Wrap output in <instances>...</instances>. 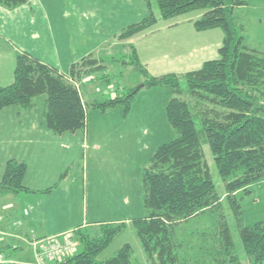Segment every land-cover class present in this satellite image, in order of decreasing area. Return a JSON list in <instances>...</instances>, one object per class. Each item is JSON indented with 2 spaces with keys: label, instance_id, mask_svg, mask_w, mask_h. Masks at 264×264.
<instances>
[{
  "label": "trees",
  "instance_id": "trees-1",
  "mask_svg": "<svg viewBox=\"0 0 264 264\" xmlns=\"http://www.w3.org/2000/svg\"><path fill=\"white\" fill-rule=\"evenodd\" d=\"M26 1L0 0V6L14 9ZM144 1L150 8L151 0ZM153 1L164 19L202 9L201 16L193 21L195 29L219 27L223 37L218 58L187 71L183 81L174 73L147 75L130 45L131 63L144 73L143 86H163L172 92L165 105V115L176 132L174 139L156 147L142 171L146 214L132 220L135 235L149 264H209L193 258L187 261L189 258L186 259L181 248L185 243L177 236L181 223L210 210L220 199L204 159L197 118L223 181L225 197L236 216L243 251L250 264H264V220L243 224L235 198L237 192L264 178V58L245 47L233 15L247 0ZM155 22L150 10L143 19L124 28L118 37H131ZM93 56L89 54L72 63L65 76L26 53H18L13 81L0 86V110L12 105L29 109L36 96L45 94L44 126L53 134H61L85 126L88 105L100 110L120 104L129 106L137 88H128L125 94L117 92L103 101L84 99L81 85L105 67L104 62L98 65L99 60ZM101 80L107 88L110 86L108 75ZM182 83L187 95L184 99L180 97ZM25 172V163L7 160L0 180V195L28 190L23 185ZM122 226L103 223L95 233L85 228L75 229L72 232L76 251L61 264H139L133 260L128 243L103 260L96 258ZM211 235L215 238L212 247L217 264L226 259L230 264H239L229 228L222 224Z\"/></svg>",
  "mask_w": 264,
  "mask_h": 264
},
{
  "label": "rangeland",
  "instance_id": "rangeland-1",
  "mask_svg": "<svg viewBox=\"0 0 264 264\" xmlns=\"http://www.w3.org/2000/svg\"><path fill=\"white\" fill-rule=\"evenodd\" d=\"M58 1L59 16L67 27L74 26L77 17L83 23L87 20L92 21L93 27L90 26L89 31L86 25L85 32L90 33L92 37L95 36L91 38V41L95 42L93 44L100 40L96 37L97 34L104 37L112 36V30L118 27L116 23L109 27L105 25V20L111 19V16L120 10L115 8L112 0ZM142 1L146 5V2ZM150 10L156 22L145 29L146 34L142 31L131 36V43L128 41L131 37L120 38L118 34L114 40L116 44L114 48L107 49L104 46L110 44L112 38L103 45L106 51L101 47V53H97L95 58L99 60L98 65L104 62L105 67L94 73L93 79L87 78V81L93 82L82 84V93H87L92 88V98L103 101L110 95L115 96L117 92L125 94L128 88H139L143 84L144 73L131 63L133 59L130 45L134 47L147 75L174 73L181 81L187 71L198 69L206 60L218 58V48L223 37L221 28L197 30L193 25V21L203 13L202 9L190 10L164 19L161 18L155 1L151 0ZM233 15L244 37L245 47L264 58V0H247V4L235 9ZM10 19L11 15L0 13V28L11 30L13 20L10 23L6 21ZM100 22L102 24L98 25ZM121 23L122 20H118L120 28ZM97 25L99 30H96ZM128 25L130 24L126 23L123 29ZM106 75L110 79L108 88L101 80V77ZM102 91L107 93L103 94ZM184 92L185 86L182 83L180 95L182 99L187 96ZM171 96L172 92L167 87L142 86L127 107L120 104L100 110L88 105L85 126L61 133L63 136L59 139V144H63L62 147L50 144L53 151L42 162L38 156L27 154L24 145L11 143L1 145L0 142V154L3 149L5 153L24 156L29 166L28 170L45 171V174H49L50 180L46 181L48 185L58 183L51 193L34 196L30 194V198H25L28 195L25 192H18L19 195L17 193L0 195V216L5 204L15 202L16 207L21 206L22 209L27 206L28 209L33 199L35 203L42 204L43 212L48 213L54 225L76 226L81 221L95 219L111 221L112 224L120 223L123 224L120 231L96 258L103 260L121 245L128 243L132 249L133 260L139 264H149L135 235L132 220L146 214L143 206V169L148 165L149 158L157 146L176 137V132L165 115V105ZM45 101V94L36 96L33 99L34 107L28 113L29 118L39 126L41 123L44 125ZM13 109L17 111L15 106H10L11 111L7 112L11 120ZM24 116L26 112L22 117L27 122ZM9 120L7 117V121ZM19 120L22 118L15 117L14 122L18 123ZM195 122L204 159L220 199L210 210L180 224L177 236L185 243L181 248L185 251L186 259L189 258L187 261L193 258L200 262L217 264L216 253L212 247L215 238L211 234L225 224L230 230L234 250L239 257L238 263L248 264L249 259L243 251L236 216L225 197L223 181L214 166L205 135L200 130L199 119L195 118ZM37 136L40 137V131ZM22 140L24 142V139ZM32 147H29L28 151L35 155ZM48 147L44 149L47 151ZM58 149L62 155L59 151L56 152ZM58 162L60 164H57ZM235 198L239 204L243 224L264 220V178L253 182L247 190L237 192ZM69 257L71 256L67 258ZM65 260L66 258L56 264H61ZM219 263L230 264L228 259Z\"/></svg>",
  "mask_w": 264,
  "mask_h": 264
},
{
  "label": "crops",
  "instance_id": "crops-1",
  "mask_svg": "<svg viewBox=\"0 0 264 264\" xmlns=\"http://www.w3.org/2000/svg\"><path fill=\"white\" fill-rule=\"evenodd\" d=\"M112 2L115 8L120 10L115 12L111 16V19L105 20V25L109 27L116 23L118 27L112 30V36L104 37L102 34H97L96 37L100 39L97 44H93L95 42L91 41V38L95 36L92 37L90 33L85 32L86 25L89 31L90 26L93 27L91 20L86 21L85 19L86 22L83 23L81 19L77 17L75 20L76 23L74 22L75 25L71 28L64 25L65 23L58 13V0H27L24 4L14 9H6L0 6V9L3 10H0V13L11 15V19L6 21L10 23L13 20L11 30L0 28V86L7 85L13 81L15 58L18 53H26L55 68L60 74L67 76L72 63L79 61L86 55L93 54L95 56L97 53H101V47L104 48L105 46L107 49L114 48L116 46L114 42V40H116V35L120 33L126 23L132 24L140 21L149 14L151 8V3L149 8L142 0H112ZM4 10L6 11L4 12ZM118 20H122L121 28L118 24ZM100 24H102V22L98 25ZM98 25L96 30H99ZM145 32L144 30V33ZM132 37L128 40L130 41L129 43H131ZM109 38H112V42L104 45L108 43L110 40ZM193 50H195V48ZM89 82L93 81H87L84 84ZM92 96V88L87 93L83 92V97L86 101L95 99L92 98ZM32 107L34 106L32 105ZM32 107L29 109H20L15 106L17 111L13 109L12 120L11 116L7 114L8 111H11L9 110L10 106L0 110V142L1 145H6L8 143L24 145L27 154L38 156L42 162L53 151L50 144L62 147L63 144H59V139L62 138L63 133L56 135L49 132L42 123L40 126L37 125L28 115ZM25 112L26 116H24V118H27V122L22 117V115H25ZM7 117L10 118L9 121H7ZM15 117L22 118V120L15 123ZM39 131L40 137L38 138L37 134ZM34 138H38V140H34ZM22 139H24V142ZM47 146L49 147L46 151L44 147ZM29 147L33 148V153L35 155L29 153ZM1 151L0 177H2L1 175L3 174L5 161L13 159L18 162L27 163L24 156L8 154L5 153L3 149ZM58 151L59 149L56 150V152ZM43 152L46 153L41 157L40 155ZM59 153L62 155L60 151ZM1 155H3V158H1ZM57 164H60V162ZM28 169L29 166L26 164L23 185L28 190L20 191L25 192L26 195L28 194L25 198H30V194L34 196L51 193L53 188L58 186V183H54V187L46 183V181L50 179L49 174H45V171ZM59 169L60 168H58V170ZM50 187L53 188L49 192H44L45 189ZM17 194L19 195V193ZM68 199L69 197L67 200ZM28 207V209L27 206L21 209V206L16 207L15 202L8 203L4 205V209H2L3 212L0 216V250L8 258L20 263H30L33 261V249L31 245L33 239H44L50 236L68 233L77 228H85L95 233L97 228L100 227V224L112 223L111 221L95 219L85 222L81 221L76 226H73L74 224L58 226L52 223L51 217H48L46 211L43 212L42 204L39 205L32 199ZM203 263H206V261H203ZM248 264L250 263L248 262Z\"/></svg>",
  "mask_w": 264,
  "mask_h": 264
},
{
  "label": "built area",
  "instance_id": "built-area-1",
  "mask_svg": "<svg viewBox=\"0 0 264 264\" xmlns=\"http://www.w3.org/2000/svg\"><path fill=\"white\" fill-rule=\"evenodd\" d=\"M33 261L17 262L8 258L0 250V264H56L76 251V241L73 232L50 236L44 239H33Z\"/></svg>",
  "mask_w": 264,
  "mask_h": 264
},
{
  "label": "water",
  "instance_id": "water-1",
  "mask_svg": "<svg viewBox=\"0 0 264 264\" xmlns=\"http://www.w3.org/2000/svg\"><path fill=\"white\" fill-rule=\"evenodd\" d=\"M142 86H143V84H142L140 87H142ZM140 87H139V88H140ZM139 88H137V89H139Z\"/></svg>",
  "mask_w": 264,
  "mask_h": 264
}]
</instances>
